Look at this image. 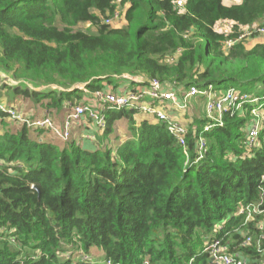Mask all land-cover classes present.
I'll use <instances>...</instances> for the list:
<instances>
[{
  "label": "trees",
  "instance_id": "1",
  "mask_svg": "<svg viewBox=\"0 0 264 264\" xmlns=\"http://www.w3.org/2000/svg\"><path fill=\"white\" fill-rule=\"evenodd\" d=\"M116 1L0 0V70L62 89L15 90L42 118L53 121L87 101L84 89L129 81L125 75L183 91L234 89L260 98L264 114V45L236 41L242 28L264 26V0ZM117 8L124 25L104 24ZM220 22L232 25L229 34L216 31ZM81 24L95 31L77 30ZM228 40L236 43L227 48ZM77 85L84 89L69 91ZM250 109L225 114L207 132L205 114L192 117L186 154L162 123L137 121L134 109L107 112L100 130L105 138L122 121L124 142L91 149L46 141V131L0 112V264H99L88 257L94 247L111 264H211L203 250L213 232L258 264L261 217L236 216L242 206L264 208V117L257 143L245 146ZM199 138L206 152L196 161ZM246 235L253 243L241 247Z\"/></svg>",
  "mask_w": 264,
  "mask_h": 264
},
{
  "label": "built area",
  "instance_id": "2",
  "mask_svg": "<svg viewBox=\"0 0 264 264\" xmlns=\"http://www.w3.org/2000/svg\"><path fill=\"white\" fill-rule=\"evenodd\" d=\"M117 3L120 0L116 1ZM182 1L177 2V6L181 7ZM117 16H113L105 21L109 25L110 20ZM231 28V24L229 23ZM231 32V29H230ZM247 36H255L264 39V26L245 27L242 28V34L236 41L245 40ZM236 41L228 40L225 47L230 48ZM262 45V44H261ZM139 85L133 90H128L122 93H114L112 90L101 89L95 92H89L84 89L85 94L89 95L86 102L74 105L67 112L62 125L57 126L48 117L42 119L30 120L20 114L13 107L7 106L0 102V112L7 115L8 119L18 124H23L30 129L44 130L53 138L64 143L71 139V129L73 125L85 121L92 123L100 129L105 128V114L109 111H119L122 109H134L139 114H145L155 121L162 123L166 131L174 137L178 145L186 154V138L189 134V127L181 124L177 119L172 118L167 113V106H176L177 109L186 111L188 104L192 100H202L204 103L205 116L209 123L205 126L204 132L212 129L214 126L222 125V118L225 114L231 116L245 112L246 107L250 106V115L254 122L249 125L245 138V146H255L259 133L262 127L261 110L259 107L260 98L248 94H241L234 89H228L220 92L213 88L198 89L190 86L184 92L179 93L181 89L175 86H165L157 80H150L144 83L142 80L137 82ZM176 88V89H175ZM256 106V108H254ZM206 152V143L203 138L197 140V160L198 161ZM261 181H264V176ZM236 216H244L245 223L255 222V218L261 217L259 222H256L257 228L264 232V208L261 204L247 205L239 208ZM253 243L252 237L244 236L241 247L250 246ZM257 252L260 254L258 264H264V249L256 243ZM205 253L211 258V264H247V258L240 256L235 251H230L227 244H222L221 239L214 238L204 244ZM105 264H111L107 261Z\"/></svg>",
  "mask_w": 264,
  "mask_h": 264
},
{
  "label": "rangeland",
  "instance_id": "3",
  "mask_svg": "<svg viewBox=\"0 0 264 264\" xmlns=\"http://www.w3.org/2000/svg\"><path fill=\"white\" fill-rule=\"evenodd\" d=\"M224 3L226 4V5H230V4H232L233 3V1H230V0H225L224 1ZM117 16L116 17H114L113 19H111L110 20V24H109V26H111V27H119V26H121L122 24H124V19H123V14H122V11H121V9L120 8H117ZM108 18H110V17H103L102 18V22L105 24V21L108 19ZM256 26H259V25H257L256 24ZM215 29H216V31H219V32H222V33H225V34H229L230 33V26H229V22H220V23H218L217 25H216V27H215ZM77 30H81V31H84V32H87V33H93L95 30H94V28L92 27V26H90L89 24H81V25H79L78 27H77ZM255 41V42H257V40H259L257 37H255V36H247L246 38H245V46L248 48L249 47V45L251 44V42L250 41ZM7 76H9L10 77V74H7ZM124 84H129L130 85V83H129V81H118V80H116V81H114L112 84H108V85H104L103 87H104V89H106V90H112V88L113 87H115V89H113L112 90V92H114V93H119V91L121 90V89H123V87H124ZM122 85H123V87H122ZM0 86H1V82H0ZM7 87V86H6ZM130 87H133V88H136L137 86H135V85H133V84H131L130 85ZM8 89H3L2 87L0 88V100L1 99H7V100H10L11 99V96H9L10 95V92H11V88H9V87H7ZM23 88H25V87H21V89H23ZM56 89H59V88H56ZM55 89V90H56ZM24 90H26V89H24ZM27 90H31V89H27ZM60 91V90H59ZM182 92H184L182 89H181V91L179 92V93H182ZM223 92V91H222ZM197 100V99H196ZM195 100V101H196ZM194 100H192V101H190L189 102V104H188V108H187V110L186 111H182V110H178V109H176V108H174V109H172V108H170V107H168V114L172 117V118H174V117H177V120L181 123V124H183V125H185L186 123L185 122H187V120L186 119H188V118H186L185 119V117H184V114H186V112H188V111H191V113H193V114H195V109L196 108H199L200 107V109H199V111L202 113V116H204V114H205V110H204V103H202L201 104V106L199 105V104H195L194 102H195ZM29 104H31V100H23L22 99V106H23V113H24V111H29L30 110V108H28V106H29ZM254 108H256V106L254 107ZM244 113L245 112H241V114H239V115H244ZM140 115H142L143 117H148L147 115H145V114H140ZM198 115V114H197ZM199 116V115H198ZM262 118L264 117V114H263V112L261 111V115H260ZM176 119V118H175ZM254 122V119H253V117L250 115V121H249V125H251L252 123ZM16 125V124H15ZM18 125V124H17ZM91 125H93L94 126V133L96 134V137L98 138V141L97 142H95L94 143V145H96V146H100L101 148H107V147H114V148H116L117 146H119L120 144H121V141L120 140H118V139H116L115 138V135H116V133L115 132H112V134H110V135H108L107 137H105V138H102L101 137V134L102 133H100V132H102V131H99V130H101L100 128H98L97 126H95L94 124H92L91 123ZM120 132L117 134L118 136H119V134L121 135L122 133H124L125 135H126V132H125V123H123V122H121L120 124H118V128H117ZM121 131H124V132H121ZM59 141V140H58ZM214 237H215V234H214V232L213 233H211L209 236H208V239L205 241V243L207 244V242H209L210 240H212V239H214ZM216 238V237H215ZM254 240V239H253ZM204 243V244H205ZM236 243V240H233L232 239V237L231 238H229L226 242H224V244H235ZM235 249H236V247H235ZM241 256V255H240ZM88 257H89V259H90V261L91 262H98L99 264H105V256H104V253L102 252V250H100L99 248H97V247H94V248H91L90 249V251H89V253H88ZM244 258H247V257H245V256H243ZM212 258V257H211ZM249 260V259H248Z\"/></svg>",
  "mask_w": 264,
  "mask_h": 264
},
{
  "label": "crops",
  "instance_id": "4",
  "mask_svg": "<svg viewBox=\"0 0 264 264\" xmlns=\"http://www.w3.org/2000/svg\"><path fill=\"white\" fill-rule=\"evenodd\" d=\"M234 3L235 4L238 3V0L233 1L232 4H234ZM232 4H230V5H232ZM230 5H226V6H230ZM122 25H124V24H122ZM258 39L259 40H257V42H255L254 40L250 41L251 44L249 45L248 48L250 49V48L254 47L257 44L264 45V39H262V38H258ZM129 81H131V80H129ZM130 85H131V83H130ZM130 85L129 84H124V87L122 85L123 89H121L119 91V93L126 92L128 90H133L134 88L130 87ZM135 86H137V85H135ZM14 92L15 91L11 90L10 95H9V96H11L10 100L1 99L0 102L5 104V105L13 107L20 114L24 115L25 117H27V118H29L31 120L40 119V118H42L44 116V113L42 112V110L36 104H34L33 101H31V104H29V106H28V108H30V110L29 111H24V113H23V106H22V99L23 98L18 96V95H16ZM194 103L195 104L197 103V104H199L201 106L202 100H198L197 99ZM167 107H170L172 109L176 108V106H172V105H169ZM166 109H167V112H168L169 109L168 108H166ZM199 109H200V107L195 109V114L191 113V111H188V112H186V114H184L185 119L188 118V119H186L187 122H185L186 123L185 126L190 127L189 124L192 122V117H196L197 114L202 116V113H201L202 111L200 112ZM65 110L66 109L61 111V113L59 115H57V114L53 115L54 116L53 121H54V123L57 126L62 125L64 117L66 116V114L68 112V111H65ZM174 118L177 119V117H174ZM136 120L137 121L146 120V121H149L151 123H157V121H155L154 119L150 118L149 116L148 117H146V116L143 117L140 114L137 115ZM121 122L122 121H118V122L114 123V128H115L117 134L120 132L117 129L118 128V124H120ZM192 128L194 130V127H192ZM121 132H124V131H121ZM125 132H126V127H125ZM100 133H102V132H100ZM126 136H127V134L125 135L124 133H122L121 135L119 134L118 137H119V140L121 141V143L124 142V140L126 139ZM44 140H46V141H49V140L50 141H55L59 145H63L64 144V142H62L60 140L58 141L57 139L53 138L48 132H45ZM70 141H74V142H76V144H79L80 146H84V147L90 148V149L96 147V145H94V143L98 141V138L96 137V134L94 133V126L91 125V123H87L85 121H82V122L77 123L76 125H73V127L71 129V139H70Z\"/></svg>",
  "mask_w": 264,
  "mask_h": 264
},
{
  "label": "water",
  "instance_id": "5",
  "mask_svg": "<svg viewBox=\"0 0 264 264\" xmlns=\"http://www.w3.org/2000/svg\"><path fill=\"white\" fill-rule=\"evenodd\" d=\"M7 74H10V73L3 72V71L0 70L1 86L7 85V86H9L11 88L12 91H15L16 89H21V87H25L22 90L31 89L30 90L31 92H38L39 93V92H45V91H48V90H55L56 88H59L57 86H40V85L37 86V85L32 84L31 82H27V81H23V80H15L11 74H10V77L7 76ZM124 78L128 79V80H131V81H133V80H135L137 82L141 81L140 77L133 78V77H131L129 75H125ZM81 86H84V85L74 86L69 91H71L73 89H76V88H81ZM56 90H60L61 91L62 89L59 88V89H56Z\"/></svg>",
  "mask_w": 264,
  "mask_h": 264
}]
</instances>
